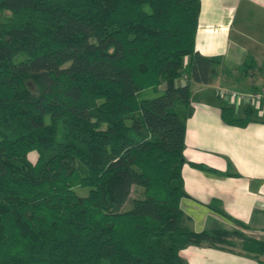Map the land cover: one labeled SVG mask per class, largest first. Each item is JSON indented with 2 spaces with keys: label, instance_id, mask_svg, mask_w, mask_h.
Masks as SVG:
<instances>
[{
  "label": "trees",
  "instance_id": "1",
  "mask_svg": "<svg viewBox=\"0 0 264 264\" xmlns=\"http://www.w3.org/2000/svg\"><path fill=\"white\" fill-rule=\"evenodd\" d=\"M199 7L0 0V264H189L180 249L203 244L264 256V240L241 230L182 223L189 82L209 84L220 65L194 48ZM255 66L246 56L236 80ZM219 110L227 125L252 114ZM131 186L140 194L123 210Z\"/></svg>",
  "mask_w": 264,
  "mask_h": 264
},
{
  "label": "crops",
  "instance_id": "2",
  "mask_svg": "<svg viewBox=\"0 0 264 264\" xmlns=\"http://www.w3.org/2000/svg\"><path fill=\"white\" fill-rule=\"evenodd\" d=\"M199 3L196 51L203 56H219L217 68L224 73L228 72L226 69L235 71L248 55L257 65L264 63V0H199ZM249 17L258 19L251 24ZM221 72L209 84L189 82L193 88L189 97L192 112L185 121L181 168L185 196L179 200V208L190 225L222 220L231 226L225 230H252L261 235L252 238L264 240V103L259 102L260 97L242 100L220 96L216 90L226 88ZM258 73L254 71L239 79L240 83L247 86V79H256ZM184 78L180 79L182 84L187 82ZM222 104L230 105L238 113L243 106H250V121L243 126L225 124L220 118ZM190 163L204 164L216 172L201 171ZM234 219L246 229H237ZM200 262L264 264V256H254L240 248L209 247Z\"/></svg>",
  "mask_w": 264,
  "mask_h": 264
},
{
  "label": "rangeland",
  "instance_id": "3",
  "mask_svg": "<svg viewBox=\"0 0 264 264\" xmlns=\"http://www.w3.org/2000/svg\"><path fill=\"white\" fill-rule=\"evenodd\" d=\"M262 18H264V17H262ZM257 19L258 18L254 19L253 17L248 18L249 23H251V24L253 23V21H255ZM254 71L257 73L259 72L258 74H260V75H258L256 77V79H251V78L247 79V82H246L247 86L246 85L244 86L243 83L242 84L240 83L241 82L240 80L239 81L235 80V77L238 76L236 71L230 70V71L224 73V72H221L220 69L217 68V74H218V72L222 73L221 77L224 79L223 81H226L225 82L226 85L224 83V86L227 89H232L236 93H244V94H249L251 96H253V95L259 96L261 98L259 102H261V104H263L264 103V63H261L259 65L256 64ZM184 76H186V75L184 74L183 77H181L182 80L185 79ZM258 80H260V82H258ZM180 83H181V81L178 79L175 82L176 85H178ZM228 83L229 84L231 83V84L228 85ZM193 86H194V83H193ZM213 86L214 85L212 84L210 87L212 92H213V89H212ZM249 86L250 87L252 86V87L250 88ZM189 87L191 88L190 91H192L193 90L192 84H189ZM162 89H163L162 85H160L156 88H147V89L142 90L140 92L139 96L142 98H152L154 96L159 95L161 93ZM215 90H216V87H215ZM233 106H235V105H233ZM244 107L245 106H243L242 108H244ZM242 108L238 111L241 112ZM254 114H256V115L258 114L256 110H255ZM27 157L30 160H33L35 157V151L29 152L27 154ZM73 190L78 195L83 196V195H85L87 188L74 187ZM139 194H140V189L138 187L131 186L129 195L126 198V200L123 202L121 209H123V210L128 209L131 206V200L134 197L139 196ZM181 208L184 210L183 205L181 206ZM215 221L216 222H214L212 224H199L198 226H194V224L190 225L189 223H187L186 220H183L182 223H183V225H185V226H187L193 230H202V229L206 230V229H212V228H219V229L231 228L230 224L227 222H224L222 220H215ZM203 223H208V221L203 222ZM237 229H239V228H237ZM242 232L249 237L250 236L251 237H257V236L261 237V235L258 234L259 232L256 233L252 230H242ZM207 248H209V246H207L205 244L200 245V246L189 245V246H186V247H183L182 249H180L179 254L189 264H190V261L193 263L195 262V264H203V262H200V261L203 259L204 252ZM221 248L225 249L227 247L222 246ZM232 248H239V247L235 246Z\"/></svg>",
  "mask_w": 264,
  "mask_h": 264
},
{
  "label": "built area",
  "instance_id": "4",
  "mask_svg": "<svg viewBox=\"0 0 264 264\" xmlns=\"http://www.w3.org/2000/svg\"><path fill=\"white\" fill-rule=\"evenodd\" d=\"M220 96H224V97H230L231 99L233 98H239V99H242V100H245V99H250V100H253V98H257L258 96H251L248 94H243V93H236L230 89H227V88H218L217 91H216Z\"/></svg>",
  "mask_w": 264,
  "mask_h": 264
}]
</instances>
